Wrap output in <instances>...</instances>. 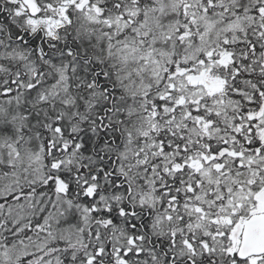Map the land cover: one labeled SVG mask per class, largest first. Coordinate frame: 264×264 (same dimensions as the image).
Listing matches in <instances>:
<instances>
[{"label":"snow or ice","instance_id":"6c2138e0","mask_svg":"<svg viewBox=\"0 0 264 264\" xmlns=\"http://www.w3.org/2000/svg\"><path fill=\"white\" fill-rule=\"evenodd\" d=\"M0 264H264V0H0Z\"/></svg>","mask_w":264,"mask_h":264}]
</instances>
